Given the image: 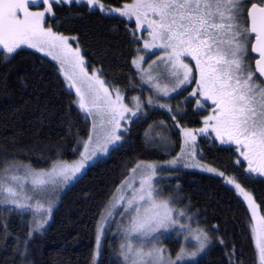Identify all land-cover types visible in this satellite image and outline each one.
Segmentation results:
<instances>
[{"label":"trees","instance_id":"16d2710c","mask_svg":"<svg viewBox=\"0 0 264 264\" xmlns=\"http://www.w3.org/2000/svg\"><path fill=\"white\" fill-rule=\"evenodd\" d=\"M128 1L99 0L110 7ZM52 12L45 23L57 33L75 37L72 42L88 68L97 67L100 77L128 99L139 93L132 61L141 42L134 37L133 20L83 1L53 3ZM249 56L253 64L254 56L251 52ZM194 82L174 94L168 110L147 108L133 118L119 145L65 187L44 230L32 229L29 214L0 202V264H121L113 254L117 249L113 223L101 242L100 257L93 260L100 215L137 163L164 161L179 153L177 123L201 124L208 108L196 106L197 95L188 96ZM90 126L50 57L29 47L11 54L0 51V172L12 163L42 169L58 159L77 158ZM197 140L200 158L248 189L264 216V177L248 171L234 145L218 143L210 134ZM162 173L157 181L161 195L184 209L208 236L203 254L185 264H257L248 207L223 176L179 167ZM180 243L175 237L166 241L173 251Z\"/></svg>","mask_w":264,"mask_h":264},{"label":"snow or ice","instance_id":"6c2138e0","mask_svg":"<svg viewBox=\"0 0 264 264\" xmlns=\"http://www.w3.org/2000/svg\"><path fill=\"white\" fill-rule=\"evenodd\" d=\"M53 2L63 0H42L43 11L30 9V4H35L36 0H0V48L6 54L15 52L21 45H28L42 52L48 49L46 54L59 60L61 69L65 65L72 69L71 74L64 73L73 82L70 87H75L77 80L82 86L87 85L86 90L76 87L80 109L90 114L95 109L102 116H107L108 123L114 126L108 143L119 140L120 137L115 132L120 128V120L125 118V113H131L132 116L137 114L140 107L138 98L136 111H133L123 103L118 90L110 92L105 82L95 73L88 74L80 49L73 48L70 43L75 37L63 36L53 32L51 27H44L46 14L51 13ZM67 2L71 3L72 0ZM248 2L251 0H135L132 4L126 3L122 8L109 11L135 17L137 28L147 25L149 39L145 40L143 47L163 49L164 55L158 57V60L170 66V75L175 78L172 91L193 78V68L185 63L184 58L190 57L195 61L199 79L196 80L197 89L191 95L199 94L204 101L211 100L215 105L212 114L204 119L205 126L198 131L207 132L211 128L222 143H234L240 156L248 162L249 171L264 175V85L255 83L257 73L264 77V0L259 3L251 2L250 8H242ZM87 3L94 6L99 4V0H87ZM100 7L103 8V5ZM249 50L257 56L255 71L248 61ZM139 59L143 60V57ZM133 64H138V61L133 60ZM148 78L149 81L155 79L150 74ZM162 91L164 95H168L167 87ZM151 102L150 99L149 103ZM184 135L186 143L195 139L192 130H184ZM102 150H106V146ZM89 158L83 155L79 164L60 165L58 168L54 166L51 172L38 173L32 183L46 184L48 181L44 177L51 178L53 175L62 177L67 182L84 167ZM176 162L171 161L173 164ZM141 167L152 171L141 178L140 195H134L126 201L122 215L130 218L128 227L124 229L127 237H153L160 229L179 223L173 217L169 202L158 201L154 196L152 178L155 166L137 165V168ZM206 170L216 171L210 167ZM219 175L223 176L224 173ZM227 182L234 184L243 199L249 202L252 217L257 221L252 231L259 261L264 264V216H256L257 206L250 193L233 179H228ZM5 191L14 198L12 202L16 203L15 198L19 193L10 187ZM119 199L123 201L124 197ZM179 214L184 215L183 212ZM111 215L112 212L109 211L108 216ZM192 238L198 243V249L203 250L208 241L207 233L203 229H197ZM99 242L98 235L97 246ZM121 247L125 249L124 259L131 260V264H165L164 250L161 248L154 247L144 251L131 243L122 244ZM196 255V252L187 253L181 249L176 259L169 258L167 264H177V261L185 257Z\"/></svg>","mask_w":264,"mask_h":264},{"label":"rangeland","instance_id":"374dc122","mask_svg":"<svg viewBox=\"0 0 264 264\" xmlns=\"http://www.w3.org/2000/svg\"><path fill=\"white\" fill-rule=\"evenodd\" d=\"M72 1H83L87 3V0H72ZM64 3H67V0H63ZM135 0H130L128 2H124L120 6H105L104 4L97 5H88L90 7H98L100 10H103L109 14H117L122 17H126L128 20L134 21V37L136 40L141 42L140 46L137 48V54L136 57L133 60H137L138 64H133L134 68L137 71V76H139V83H140V91L137 94H134L129 97V99L126 97V94L124 91L120 90L119 88L111 87L109 84L104 81L102 77L99 75V70L97 67H93L92 69L88 68L86 64H84L87 72L89 75H92L95 73L100 80H103L105 82V86L109 89L110 92H115V90H118L120 95L123 97V103L127 105L129 108H132L133 111H136V104L137 99L139 101V111H137V114L135 116H132L131 113H125V118L123 120H120V128L115 132V135H118L120 137L119 140H114L111 143H108L109 135L113 130V125L108 123V117L102 116L101 114L97 113L94 109L93 112L87 113L85 111H82L79 107V97L76 93V87H83L85 90L87 88V85H81L80 81L77 80L75 82V87H70V84H72V81H69L67 77L65 76V72H68L71 74L72 69L65 65L63 69H61V65L59 60L53 59L52 55H47L48 49H45V51H39L36 48L29 47L28 45H21V47H29L35 51L40 52L46 57H50L58 66L62 78L65 82V87L74 92V101L77 107L80 109V111L83 112V114L88 118L91 126L89 135L83 140L80 145V153L78 154V157L75 159H58L53 161L52 164H50L47 167H44L42 169H36L30 166L26 163H12L8 164L6 167L2 168L0 172V202L3 204L13 207L14 209H17L21 212L27 213L30 215L31 218V225L33 226L32 229H38V231L44 230L47 226V223L50 220L51 217V211L56 205V201L58 200L61 193L64 191L65 187H67L69 184H71L73 181L76 180L77 177L82 175L86 170L87 166L91 163L95 162L98 158L107 156L108 151L119 145V142L122 140V136L125 133L127 127L129 126L131 120L135 118L136 116L140 115V113H144L147 108L157 107V108H164L166 110L169 109V106L171 105V99L173 98L174 94L179 92L183 87L187 86L193 79L194 82V88L188 94V96H193L191 93L197 89L196 80L199 79V73L195 70V61L191 60L190 57H186L185 63H188L190 67L193 68V78L190 80L189 83L180 85L176 88L175 91H172L171 89L175 86V78L170 75L171 69L170 66H166L164 62L159 61L158 57L164 55L163 49L159 48H152V49H145L143 47L145 40L149 39L148 36V29L147 25H145L143 28H137L135 17H128L123 16L117 11H109L110 9H118L122 8L124 4H132ZM57 3V2H53ZM100 5H103V8L100 7ZM243 8V6H242ZM30 9L33 11H43L42 6V0H36L35 4H30ZM247 9V8H246ZM53 12L47 13L45 17V21L48 16H52ZM44 27L48 28L50 27L48 24L44 22ZM53 32H55L52 29ZM57 33V32H55ZM60 35H63L61 33H57ZM65 36V35H63ZM68 37V36H67ZM71 37V36H70ZM70 43L73 48H77L78 46L74 45L72 40H70ZM79 48V47H78ZM0 51H3L2 48H0ZM250 52V50H249ZM81 54V51H80ZM55 55V53H53ZM82 56V54H81ZM85 62L84 56H82ZM143 57V60H140L139 58ZM248 55V61L251 64L252 67V61L249 58ZM156 61V63H153ZM253 70V68H252ZM149 74L154 77L155 79L149 81ZM255 83L262 84L264 83L262 81H259L257 77H255ZM157 85H159V88H157ZM165 87L168 88V95H164L162 89ZM113 99H115V95L113 94ZM151 99V103H149V100ZM197 101H200L198 104ZM164 105V107H162ZM196 106H198L201 109H207V113L203 116L202 122L199 126L196 127H188V126H182L179 123L176 124L177 129L180 132L181 136V148L179 150V153L174 157L170 159H164V161L159 160H153V161H141L140 163H137L136 165L146 166V165H154L155 166V175L152 178V188L154 191V196L158 201L167 200L169 202L170 207L173 209V217L178 220V224L167 228V229H160L156 234H154L153 237H147V238H140L136 235H132L130 237H127L125 234L124 229L128 227L129 225V216L128 215H122L124 212V208L126 207V201L133 198V196H139L140 195V180L143 177V175L151 172V169H148L146 167L137 168L134 167L133 169H136L135 172H133V169L131 170L130 174L126 179H124L118 186L115 192L113 193L112 197L110 198V202L108 205L104 208L103 213L100 215V218L98 220V224L96 226L95 230V239H94V249H93V260L96 261L100 256V251L102 247V240L105 236V232L109 230V227H111V224L113 223L112 227V234L115 233L116 237V244L117 249L113 254H115L121 264H131V260L126 261L123 256V252L125 249H122L121 245L126 243H131L135 248H143L144 251H149L150 249L156 247L161 248L164 250V258H165V264H167V261L169 258L172 260L176 259V256L179 252H181V249H184L187 253L196 252L197 255L195 257H185L179 261H177V264H185V263H191L194 262L197 258H199L207 245H205L203 250L198 249V243L192 238V234L197 229L200 228L197 224L194 223L193 219L186 213V211L182 208H177L174 206L172 200L168 196H162L161 195V186H158V180L162 177L161 174L163 170L167 168H190L194 170H200L206 173H214L216 175H219V172L217 168H215L210 163L205 162L200 158V153L197 150V144H198V137L200 135H208L210 134L214 139L218 141V143L225 144V145H234L237 149V146L234 143H222L220 139L217 138V135L214 131H212L211 128L208 129L207 132H199L198 130L203 128L204 125V119L206 116H209L212 114L213 108L215 105L212 103L211 100L204 101L203 97H201L199 94H197L196 99ZM192 130L195 134L194 140H189L187 143L186 137L184 135V130ZM87 146V147H86ZM106 146V150H102ZM93 151L95 154L93 155ZM238 151V150H237ZM239 153V151H238ZM87 155L90 158L85 161L84 167L76 173L70 180L67 182H64L62 177L53 175L51 178L45 176L44 179L48 182L43 185H36L33 184L32 181L35 178V175L38 173H48L51 172L52 169L55 167H59L60 165H67L72 166L79 164L82 160V156ZM240 159L244 160L242 156H240ZM176 160L177 162L175 164L171 163V161ZM246 161V160H245ZM247 163V169L249 171V165ZM200 165L199 167L194 165ZM212 168L216 171L210 172L207 171L206 168ZM253 175H258L261 177H264V175L253 173ZM221 176V175H219ZM15 177V179H13ZM224 182L227 183L231 188L234 189L235 193L238 194V196L241 198L243 203L247 205L249 210V215L251 216V229H253L257 221L253 219L252 217V210L249 208V202L244 200L243 197L240 195L238 190L235 188L234 184L228 183V179H233L235 183L239 184L246 192L251 194L252 200L254 201L255 206H257V212L256 216L260 217L263 216L259 207V204H257L253 194L243 187L240 183H238L233 177H229L227 175H223ZM128 185H132V187H128ZM12 188L16 192L19 193V196L15 199L17 200L16 203H13L12 200L14 199L5 191L6 188ZM119 189V191H118ZM124 197V200L121 201L119 198ZM22 205V206H21ZM111 211L112 215L108 216V212ZM183 212L184 215H180L179 213ZM38 225H42L41 227H37ZM180 225H186V228H181ZM100 237L99 246H97V236ZM175 237L180 238V245L179 248H177L175 251H173L172 245H167L166 241L168 238ZM252 238L254 242V248L256 249L257 253V264H260L259 261V255H258V249L256 247L255 242V236L252 231ZM207 244V243H206Z\"/></svg>","mask_w":264,"mask_h":264},{"label":"water","instance_id":"95a60500","mask_svg":"<svg viewBox=\"0 0 264 264\" xmlns=\"http://www.w3.org/2000/svg\"><path fill=\"white\" fill-rule=\"evenodd\" d=\"M250 7H251V3H250V5H249L247 8H250ZM245 15H246V12H245ZM251 54H252L253 56H255V59L257 58L256 54H254V53H251ZM253 71H255V60H254V62H253ZM256 75H257V77H258L261 81H263V83H264V77H260L258 73H257Z\"/></svg>","mask_w":264,"mask_h":264}]
</instances>
